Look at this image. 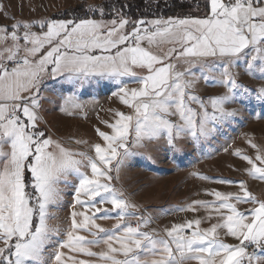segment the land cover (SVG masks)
Masks as SVG:
<instances>
[{
    "label": "snow or ice",
    "instance_id": "obj_1",
    "mask_svg": "<svg viewBox=\"0 0 264 264\" xmlns=\"http://www.w3.org/2000/svg\"><path fill=\"white\" fill-rule=\"evenodd\" d=\"M204 8L201 16L131 20L114 5L84 3L71 18L0 25V264H264V194L246 180L215 179L239 190L209 189L211 200L162 209L194 215L155 227L150 210L115 186L132 157L155 163L153 146L179 151L181 142L214 140L245 102L264 106V0H204ZM56 78L72 88L60 106L68 116L85 108L78 93L100 81L117 85L113 95L128 111L109 110L111 121H101L108 130L95 128L102 142L75 139L86 150L53 138L41 127V92ZM202 83L220 91L205 98ZM244 138L248 148L231 154L264 182V143ZM70 185L65 224L56 210Z\"/></svg>",
    "mask_w": 264,
    "mask_h": 264
},
{
    "label": "rangeland",
    "instance_id": "obj_2",
    "mask_svg": "<svg viewBox=\"0 0 264 264\" xmlns=\"http://www.w3.org/2000/svg\"><path fill=\"white\" fill-rule=\"evenodd\" d=\"M103 1L0 0V6L7 12L8 17H5L4 11H0V25H11L14 22L13 18L17 20L67 19L73 15L71 10L74 12L73 10L81 4H101ZM243 82L248 85L258 84L257 81L248 77H243ZM128 86L135 87L136 84L128 81ZM116 89L117 85L111 81L93 82L78 93V102L85 104V108L74 116H68L60 111V106L64 104V97L71 93V85L67 84L63 78L47 79L41 92L45 98L41 111L45 124L41 127L46 126L53 138H61L65 141L71 138L72 146L81 150H86V146L75 145V139L102 142L99 141L95 128L108 130L101 121H111L113 113L109 110L128 111L119 98L113 95ZM218 91H220L219 88L201 84V95L205 98ZM245 103L247 107L242 117L233 122L230 127H226L223 134L216 139L201 141L200 144L181 142L178 146L179 151L161 142L151 149L155 163L138 155L132 157L122 168L115 186L124 188L131 194L133 200L150 210L156 217L153 227L193 218L194 214L191 212L174 211L165 214L161 210L183 206L196 199H213L206 195V190L217 189L224 192L239 190L238 183L232 185L215 183V179L218 178L236 182L246 180L251 191L257 195L264 194V182L249 178L244 172V169L248 167L246 162L231 154L237 147L248 148L245 143V133L253 136L257 142L264 143V120L256 118L257 114L264 112V106L255 100ZM233 106L239 107V105ZM225 148H229V151L225 152ZM248 152L254 154L251 149H248ZM193 172L213 179L200 180L191 175ZM73 194L74 189L70 185L65 189L63 206L56 210L65 224L67 223L65 218L72 211L69 205L73 202ZM198 215L203 216L205 212L201 210ZM97 222L105 227L115 223L113 220ZM202 226L207 227L208 224L205 223ZM226 242L234 243L235 241L228 238Z\"/></svg>",
    "mask_w": 264,
    "mask_h": 264
},
{
    "label": "trees",
    "instance_id": "obj_3",
    "mask_svg": "<svg viewBox=\"0 0 264 264\" xmlns=\"http://www.w3.org/2000/svg\"><path fill=\"white\" fill-rule=\"evenodd\" d=\"M101 4L105 5L106 8L114 5L117 9H122L131 20L185 17L189 14L201 16L205 12L204 0H104ZM197 5H199L198 8ZM73 11L77 13L71 10V13L75 15L83 14L80 6Z\"/></svg>",
    "mask_w": 264,
    "mask_h": 264
}]
</instances>
